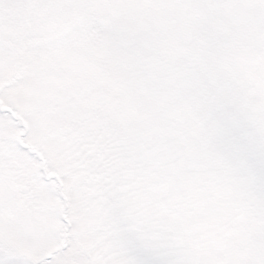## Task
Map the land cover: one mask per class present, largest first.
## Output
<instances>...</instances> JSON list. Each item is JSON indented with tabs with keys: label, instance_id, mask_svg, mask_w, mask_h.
I'll use <instances>...</instances> for the list:
<instances>
[{
	"label": "snow or ice",
	"instance_id": "obj_1",
	"mask_svg": "<svg viewBox=\"0 0 264 264\" xmlns=\"http://www.w3.org/2000/svg\"><path fill=\"white\" fill-rule=\"evenodd\" d=\"M0 264H264V0H0Z\"/></svg>",
	"mask_w": 264,
	"mask_h": 264
}]
</instances>
